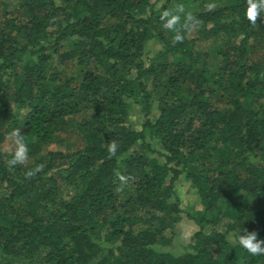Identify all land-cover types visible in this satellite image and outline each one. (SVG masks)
Masks as SVG:
<instances>
[{
	"label": "trees",
	"instance_id": "1",
	"mask_svg": "<svg viewBox=\"0 0 264 264\" xmlns=\"http://www.w3.org/2000/svg\"><path fill=\"white\" fill-rule=\"evenodd\" d=\"M247 5L0 0V264H264L237 242L264 239V13ZM177 6L199 20L182 41L162 27ZM13 129L29 156L10 166ZM184 216L187 251H159Z\"/></svg>",
	"mask_w": 264,
	"mask_h": 264
},
{
	"label": "clouds",
	"instance_id": "2",
	"mask_svg": "<svg viewBox=\"0 0 264 264\" xmlns=\"http://www.w3.org/2000/svg\"><path fill=\"white\" fill-rule=\"evenodd\" d=\"M181 13H184L183 7L177 6L175 11L164 10L161 15V20L163 21L162 27L174 33L173 39L175 41H182L184 39L183 32L191 31L199 24V20L191 13L184 14L183 22H181ZM261 13H264V0H248L245 11L247 20L255 24L258 15ZM9 135L15 146V150L9 160V165L15 166L26 162L29 156V149L20 130L13 129ZM109 151L111 154H115V143L110 145ZM241 231L244 232L243 235L240 234ZM240 233L237 242L241 248L253 256L264 254V239H258L255 231L249 232L241 228Z\"/></svg>",
	"mask_w": 264,
	"mask_h": 264
},
{
	"label": "rangeland",
	"instance_id": "3",
	"mask_svg": "<svg viewBox=\"0 0 264 264\" xmlns=\"http://www.w3.org/2000/svg\"><path fill=\"white\" fill-rule=\"evenodd\" d=\"M158 48L159 44L152 40L146 44L147 52L153 53ZM151 116H157L155 108L152 109ZM128 123L132 129L139 130L142 124V117L138 113L132 112ZM4 148H7V144ZM74 149V142L70 138L64 139V141L61 143H54L48 146V150H56L64 153L72 152ZM174 193L181 209L186 210L191 206L197 205L196 197L183 179L180 178L176 182ZM193 231L194 224L184 216L181 222L173 229L171 233L168 234L170 241L166 244L158 245L157 249L159 251L171 253L173 255H180L187 251V245Z\"/></svg>",
	"mask_w": 264,
	"mask_h": 264
}]
</instances>
